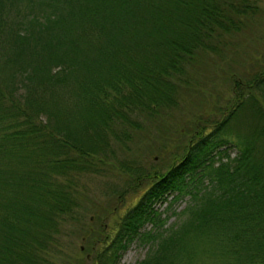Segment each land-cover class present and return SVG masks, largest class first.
<instances>
[{"label": "trees", "instance_id": "trees-1", "mask_svg": "<svg viewBox=\"0 0 264 264\" xmlns=\"http://www.w3.org/2000/svg\"><path fill=\"white\" fill-rule=\"evenodd\" d=\"M258 12L254 0H0V264H50L67 224L87 231L83 173L122 168L134 185L151 173L128 157L137 131L178 104L200 52H222ZM230 78L220 117L194 119L183 154L88 243L87 264H118L135 238L149 249L132 264H264V63ZM174 190L192 197L185 220L144 229Z\"/></svg>", "mask_w": 264, "mask_h": 264}, {"label": "rangeland", "instance_id": "rangeland-1", "mask_svg": "<svg viewBox=\"0 0 264 264\" xmlns=\"http://www.w3.org/2000/svg\"><path fill=\"white\" fill-rule=\"evenodd\" d=\"M254 1L259 6V12L252 17L253 21L226 36V47L222 52H200L201 55L187 70V82L179 91L178 104L154 116L147 121L145 129L137 131L139 133L135 136L134 147L128 152V157L140 162L151 173L142 174L135 181L136 184L139 182L138 185L130 184V175L117 167L110 168L108 172H87L80 176L85 208L81 220L87 231L80 228L78 221L67 224L60 237V250L54 254L50 264H87L94 253L92 246L89 248L93 239L105 233L113 234L120 217L154 180V170L159 173L166 171L183 154L194 119L201 115L220 117V108L224 109L232 93L230 74L236 72L245 76L247 71L257 69L264 63V0ZM219 150L221 154L228 152L230 156L235 153L231 143L220 146ZM198 175L199 172L193 181L187 176L186 188H191L197 182ZM191 198L186 191L168 193L165 200L155 205L156 221L147 222L144 229L166 232L175 227L185 220L187 212H183V208ZM95 244L97 247V240ZM148 249V240L135 238L121 255L118 264L135 263L145 256ZM207 264L215 263L209 260Z\"/></svg>", "mask_w": 264, "mask_h": 264}]
</instances>
